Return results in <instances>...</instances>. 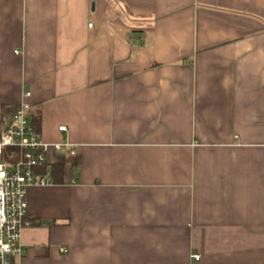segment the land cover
Instances as JSON below:
<instances>
[{
	"label": "crops",
	"instance_id": "obj_1",
	"mask_svg": "<svg viewBox=\"0 0 264 264\" xmlns=\"http://www.w3.org/2000/svg\"><path fill=\"white\" fill-rule=\"evenodd\" d=\"M27 92L64 171L13 264H264V0H0Z\"/></svg>",
	"mask_w": 264,
	"mask_h": 264
},
{
	"label": "built area",
	"instance_id": "obj_2",
	"mask_svg": "<svg viewBox=\"0 0 264 264\" xmlns=\"http://www.w3.org/2000/svg\"><path fill=\"white\" fill-rule=\"evenodd\" d=\"M30 96L27 92L19 105L0 117V264H13L22 255V233L31 226L27 190L52 184L38 170L47 163L51 148H64L62 144L46 143L34 129ZM59 129L67 130L65 126ZM70 154L76 153L71 149Z\"/></svg>",
	"mask_w": 264,
	"mask_h": 264
},
{
	"label": "trees",
	"instance_id": "obj_3",
	"mask_svg": "<svg viewBox=\"0 0 264 264\" xmlns=\"http://www.w3.org/2000/svg\"><path fill=\"white\" fill-rule=\"evenodd\" d=\"M40 120L41 118H40L39 113L33 114L32 124H33L34 129L37 132H39ZM63 171H64V164L62 163L61 164H48L47 162L46 164L42 166V168L38 170V173L44 177L50 175L53 178L55 183H62L63 180L61 179V177H62Z\"/></svg>",
	"mask_w": 264,
	"mask_h": 264
}]
</instances>
